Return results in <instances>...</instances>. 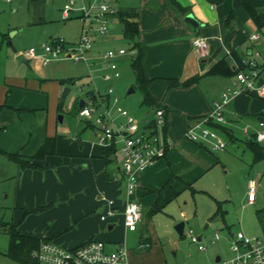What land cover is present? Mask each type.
Masks as SVG:
<instances>
[{"label":"crops","instance_id":"1","mask_svg":"<svg viewBox=\"0 0 264 264\" xmlns=\"http://www.w3.org/2000/svg\"><path fill=\"white\" fill-rule=\"evenodd\" d=\"M243 1H247L256 10L258 18L264 22V0H115L118 10L133 9L137 12L138 33L133 41L126 40L132 44L136 42L142 51L141 66L148 79L146 89L154 102L165 110V132L170 139V145L164 157L158 159L138 177L137 186L131 199L140 204L142 216L135 230H129L123 224L122 209L126 195L124 193V176L120 166L121 156L115 152L108 158H104L101 153L102 146L97 140V129L84 121L86 128H90L91 131L84 129L85 138L77 136L73 139L68 138L62 132H66V128L57 127L58 122L63 121V117L60 122L56 115L59 113L58 102L61 100V94L56 101V110L53 112L47 103V96H45L44 91L47 83L43 77L46 75L42 72L41 77L30 80V85L24 76L16 77L15 83L0 85V155L12 162L11 164L9 162L8 168L10 169L9 178L15 182V208L23 211L24 214L28 209L40 208L44 205H47L43 209L44 211L51 207L54 208V205L70 207L73 212L70 219L80 218L79 220H81L92 215L95 226H104L103 232L92 235L88 231V234L78 237V239L63 240V237L59 236L61 233L51 235V232L46 231L48 228L46 224H43V231L33 233L41 235L46 240L68 244V247L97 237L96 239L105 242L108 251H112L124 243L126 231H136L142 225L144 232L138 240V246L134 251L128 249V264H165L164 258L161 256H158L154 261L150 260V255L157 253L154 251L157 241L149 229L150 219L155 213L149 215V211L156 203L163 186L170 179L175 178L178 183L187 185L173 198L175 199L183 191L193 190L192 182L189 181L191 178L188 177L191 172L197 170L198 166L191 171L195 163H200L206 169L213 164L207 154L212 149L210 144L208 143L207 146L203 142L197 143L188 140L185 135L186 130L195 120L212 113L213 103L220 100L219 94L224 88L228 86L240 87L239 84H234L235 74L231 76L211 75L207 74V71L222 58L235 68L237 63L233 61L232 53L238 56L241 61H255L254 53L258 52L257 57H261L262 63L257 66L261 76H264V37H262L264 27H258L245 8ZM67 2L68 0H65L64 4ZM76 3L79 4L80 0H77ZM187 14H192L199 21L197 28L185 21L184 18ZM72 15L77 17L78 11H74ZM115 21L122 26L123 32V24L115 17L112 18L107 32L114 29ZM253 34H260L261 38L253 40L251 39ZM56 37L58 36L51 37L48 41ZM196 37L204 38L208 42L206 56L203 58L193 46L192 41ZM105 42H108V39H105ZM34 50L37 55L42 53L41 47L39 52H37V48ZM136 51L137 49H133L134 55ZM95 52L100 53L101 51L97 48ZM16 54L14 53V57ZM125 54L117 58L118 62ZM33 59L36 63L43 65L41 57L35 56L30 58L29 69H33ZM86 75L87 72L78 78L85 77L87 79ZM219 77L230 78L231 85L223 83L222 87H219L218 96H214L212 94L214 80L212 79ZM170 79L177 81L178 84L170 85L168 82ZM62 81L60 82L65 84ZM156 85H161V92L154 91ZM132 88L135 91V88L138 87L135 84ZM58 91L59 89L56 87L54 94L57 95ZM254 97L257 96L240 92L227 104L226 109L230 111L231 122L240 118L241 115L248 117L252 115L253 111L258 110L254 107L257 102ZM259 98H263L261 100L264 107V96ZM145 106L146 110L140 115H136L137 118L134 116L138 121L146 122L152 117L153 107L147 104ZM260 113L264 114V108ZM259 122L260 120L258 127H264V122L262 121V126L259 125ZM208 125L219 136L220 133H223L230 140L237 138L231 130L228 120L221 124L209 123ZM86 131L90 132L88 137ZM243 132L248 134L247 128H244ZM255 134H248L249 136L244 141L253 139L264 145L263 141L259 142L255 139ZM47 137L55 138V153L47 154L43 158L32 159L37 167L22 168L15 159L9 156V154H17L22 159H29L37 153ZM247 193L248 189L246 203H248ZM108 199H113L117 214L102 222L97 213L99 212L100 215L108 209ZM255 201L256 197L253 203L248 204H254ZM218 205L221 207L220 202H217V207ZM222 211L221 217H213V212L211 219L221 218L225 224V210ZM88 220L91 218H86L82 223L87 225ZM22 222L23 218L18 224H16L17 220L12 224L18 228ZM89 223L92 224V222ZM190 231L192 232L190 229L188 233ZM233 234H229L230 240ZM179 236L183 237V233ZM216 239L214 236V241ZM198 240L200 239L198 238ZM109 243L118 245L115 249H110ZM219 258L222 259L220 256ZM218 262L216 261V264Z\"/></svg>","mask_w":264,"mask_h":264},{"label":"rangeland","instance_id":"2","mask_svg":"<svg viewBox=\"0 0 264 264\" xmlns=\"http://www.w3.org/2000/svg\"><path fill=\"white\" fill-rule=\"evenodd\" d=\"M64 2L65 0H0V85L15 83L14 79L22 76L27 78V83L30 85V80L41 77L42 72L47 76V78L43 76L47 83L44 92L53 112L56 110V101L63 88L69 86L70 91L62 105V110L56 113L57 117L58 115L63 117V121L58 122L57 127L66 128L67 131L62 132L68 138L75 139L77 136L84 137V129L91 131L90 128H86L84 120L78 116V103L75 101L83 95L86 89L90 88L85 77L78 78L87 72L85 64L58 57L52 59L49 65L44 66L33 59V69H29L24 64L17 65L14 57V53L25 52L31 47L37 48L39 52V48L51 37H62L72 43L79 39L82 22L75 15H71L66 20L62 19L60 10ZM121 27L119 22L115 21L113 30L97 38L94 51L97 48L103 52L119 47L126 50L125 56L119 62L120 76L110 83L114 87L119 103L136 117L147 107L143 103V95L138 88H135L133 93L127 94V90L135 86L134 71L130 66L134 53L132 43L122 37ZM105 39H108V42H105ZM253 58L258 65L262 63L261 57L254 56ZM263 77L260 72L259 81L262 85H264ZM69 79H78V82H66L65 84L60 82ZM212 80H214V85L212 84L214 96H218L219 87L221 88L223 83L231 85L230 78L219 77ZM96 81L98 86L104 90L106 84L98 79ZM79 85L82 86V91L78 90ZM56 87L59 89L57 95L54 94ZM154 88H156L154 91L161 92V85H156ZM254 99L257 101L254 107L258 110L253 111L248 117L241 115L240 118L231 122L229 109H224V121H230V128L237 138L230 140L225 134L220 133L226 146L223 150L211 149L207 153L213 164H208L209 167L206 169L200 163H195L193 169L191 168L193 171L198 166L197 170L191 172L188 177L191 178L189 181L192 182L193 190L183 191L162 210L152 215L149 229L157 241L156 248H154L157 253L150 255L151 261L161 256L165 264H216V256L222 259H229L233 256L230 250V233L242 231L250 237L261 235L262 230L256 218V211L264 208V158L253 161L252 154L244 142L248 134L264 131V127H258L259 120L264 122V114L260 113L264 108L261 100L263 98L254 97ZM244 128H247L248 134L243 132ZM88 131H86L87 137L90 134ZM203 143L208 146V142ZM9 162L12 163L0 155V264H20L6 255L9 248V236L2 229V223H12L17 220L16 224H18L23 218L18 228L32 232L43 231V224H46L47 232H51V235L61 233L58 235L62 236L63 240L78 239L88 234V231L92 235L103 232L104 226H95L92 215L81 220L80 218L70 219L73 214L70 207L54 205V208L51 207L47 211L39 210L26 215L23 211L16 209L15 182L9 178ZM251 184L255 185L256 201L254 204L246 203V192ZM217 202H220L222 210H225V224L221 218L211 219L217 208ZM97 214L99 216V212ZM86 218H91L87 221V225L82 223ZM178 222L184 223L183 237H180L174 228ZM65 229L67 230L64 231ZM190 229L192 230L190 234L200 240L191 241L188 233ZM143 232L144 226L142 225L136 231H126L125 247L134 251ZM215 234H217V239L214 241ZM58 244L68 247L65 243ZM116 245L118 244L109 243L108 246L110 249H115ZM200 246H204L205 249H200Z\"/></svg>","mask_w":264,"mask_h":264},{"label":"built area","instance_id":"3","mask_svg":"<svg viewBox=\"0 0 264 264\" xmlns=\"http://www.w3.org/2000/svg\"><path fill=\"white\" fill-rule=\"evenodd\" d=\"M68 0L61 9V17L66 20L74 11L82 22L79 39L69 43L62 37H56L44 43L41 54H36L34 48L22 52L27 58L40 56L43 65L52 59L67 57L75 62H83L87 67V84L90 88L76 99L78 116L92 124L97 129V140L102 147L115 146L121 156V171L124 176V193L126 200L122 209L124 226L135 230L141 221V206L131 199L137 186L139 175L158 159L164 157L170 139L165 132V110L153 107L150 120L138 121L124 108L115 95L111 81L119 78V62L117 58L126 53L124 48L107 49L95 52L94 45L99 36L104 35L110 28L112 18L118 11L115 0ZM264 37V36H263ZM260 34H253L251 39H260ZM193 46L199 51L200 57L206 56L208 42L196 37ZM258 56V52L254 53ZM244 69L235 74L234 84L240 87L228 86L220 94V100L213 103L209 116L195 120L186 130V137L194 142H208L213 150H223L226 146L224 139L209 127V123H224V109L227 104L240 92L253 96H264V85L259 82V67L254 60H243ZM106 84L104 90L97 81ZM74 82H78L77 79ZM82 91V86H78ZM83 103L79 106V100ZM262 126L263 122L260 121ZM255 139L264 141V131H258ZM255 200V185L248 188L247 202ZM113 199L107 200L108 209L100 213V221L105 222L115 216L117 211ZM191 233V231H190ZM189 233V234H190ZM217 238V235H215ZM190 239L197 242L198 238L190 234ZM200 249H205L200 246ZM230 250L233 256L220 259L217 264H264V233L250 237L239 231L231 236ZM36 264H128V249L124 243L115 250L108 251L105 242L100 239H89L73 247H64L52 240H42L34 251Z\"/></svg>","mask_w":264,"mask_h":264},{"label":"trees","instance_id":"4","mask_svg":"<svg viewBox=\"0 0 264 264\" xmlns=\"http://www.w3.org/2000/svg\"><path fill=\"white\" fill-rule=\"evenodd\" d=\"M243 4L255 23L259 28L264 27V22H262L257 15L256 10L247 2L243 1ZM114 17L119 20L123 24V37L130 41H133L135 36L138 33V25H137V12L133 9L127 10H118ZM264 36V33L262 34ZM132 49H137L136 54L133 56L131 60V66L134 71V79L135 84L141 90L143 94V103L150 105L152 107H162L154 102L150 94L146 89V85L148 83V79L145 77L141 66V58L142 51L139 49V45L136 42H133ZM231 57L235 63V68L232 67L231 64L227 62L226 59L222 58L214 65L210 67L207 71V74L211 75H223V76H231L236 74L239 69H244L246 66L242 63L240 58L236 56L234 53L231 54ZM62 82L74 83L73 79L65 80ZM169 84L175 86L178 84L175 80H168ZM64 102L61 100L58 102V110H62V105ZM78 103V102H77ZM1 107V106H0ZM78 107V106H77ZM89 123V122H88ZM214 123V122H211ZM92 125V124H91ZM93 126V125H92ZM247 148L251 151L253 155V161H257L258 159L264 158V145L259 144L253 139H248L244 141ZM116 152L115 146L102 147L101 153L104 158H108L110 155ZM55 153V138L47 137L39 148L37 153L29 158L22 159L17 154H9L12 159H15L22 168H35L37 165L32 162L34 158H43L47 154ZM187 187L186 184L178 183V180L175 178L170 179L162 188L159 193L158 199L153 207L149 211V215H152L162 209L164 205H166L171 199H173L180 191ZM47 205H44L40 208L28 209L25 211V215L30 212H36L39 210H43ZM223 211L221 207L218 205L216 211L213 214V217L222 216ZM256 216L261 224L263 233H264V208L260 209L256 212ZM2 229L7 232L9 236V248L6 252V255L12 260L17 261L20 264H36L34 259V251L38 248L39 243L44 239L41 235L23 231L17 228V226L12 223H2Z\"/></svg>","mask_w":264,"mask_h":264},{"label":"water","instance_id":"5","mask_svg":"<svg viewBox=\"0 0 264 264\" xmlns=\"http://www.w3.org/2000/svg\"><path fill=\"white\" fill-rule=\"evenodd\" d=\"M185 21L189 24H191L192 26H194V28H197L199 26V21L194 18V16L192 14H187L185 16ZM15 60L17 61V65L20 64H24L26 65L28 68H30V58H27L22 52L21 53H17L15 56ZM70 91V87L69 86H65L61 92V101L64 102L66 99V96L68 95ZM134 89L132 87H130L127 90V94L129 93H133ZM83 103L82 99L79 100V106H81ZM58 120L61 122L62 121V115H58ZM264 142V141H263ZM176 232L181 235L183 233V222H178L175 226H174ZM219 256H216V261H219Z\"/></svg>","mask_w":264,"mask_h":264}]
</instances>
